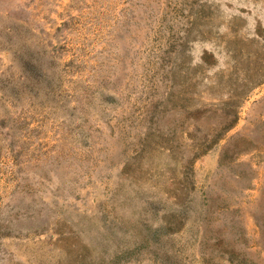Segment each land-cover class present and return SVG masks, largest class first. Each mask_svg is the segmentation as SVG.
Wrapping results in <instances>:
<instances>
[{"label":"rangeland","instance_id":"1","mask_svg":"<svg viewBox=\"0 0 264 264\" xmlns=\"http://www.w3.org/2000/svg\"><path fill=\"white\" fill-rule=\"evenodd\" d=\"M0 264H264V0H0Z\"/></svg>","mask_w":264,"mask_h":264}]
</instances>
